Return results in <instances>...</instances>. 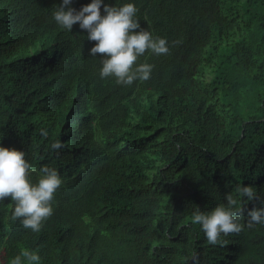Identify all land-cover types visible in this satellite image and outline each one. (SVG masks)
I'll use <instances>...</instances> for the list:
<instances>
[{
	"label": "trees",
	"instance_id": "16d2710c",
	"mask_svg": "<svg viewBox=\"0 0 264 264\" xmlns=\"http://www.w3.org/2000/svg\"><path fill=\"white\" fill-rule=\"evenodd\" d=\"M60 2L0 0V143L33 181L44 165L64 180L39 232L0 203V264L23 247L41 264H264V224L244 217L219 245L191 221L243 184L264 197V0H135L170 51L142 56L151 78L132 85L100 76L87 30L54 20Z\"/></svg>",
	"mask_w": 264,
	"mask_h": 264
},
{
	"label": "clouds",
	"instance_id": "9594fccd",
	"mask_svg": "<svg viewBox=\"0 0 264 264\" xmlns=\"http://www.w3.org/2000/svg\"><path fill=\"white\" fill-rule=\"evenodd\" d=\"M138 12L135 0L114 5L105 0H91L79 9L73 6V0H61L52 15L56 23L67 31L79 22V27L87 30L88 38L96 41L90 54L94 57L97 53L103 54L100 57L102 78H114L118 84L132 85L151 78L154 64L146 60L140 62L142 56L170 51L167 37L153 35L148 28L141 27ZM40 131L45 137L49 135L46 128ZM62 146L60 140L52 144V148L57 150ZM26 157L25 151L0 143V203L10 196L14 202L11 219L19 220L33 232H39L54 213L55 195L64 180L57 168L44 165L38 180L33 181V166ZM241 198L259 203L246 210L241 206ZM226 201L208 211L196 206L191 214L192 223L202 228L210 244H227L223 237L241 232L245 227L244 217L248 227L264 224V197L254 185L238 186L236 195L228 193ZM41 261L38 251L23 247L9 258L8 264H41Z\"/></svg>",
	"mask_w": 264,
	"mask_h": 264
}]
</instances>
